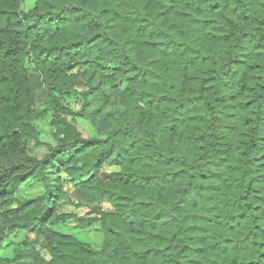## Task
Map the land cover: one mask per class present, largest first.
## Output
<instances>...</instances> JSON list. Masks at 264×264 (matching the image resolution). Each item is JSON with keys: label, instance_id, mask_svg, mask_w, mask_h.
<instances>
[{"label": "trees", "instance_id": "16d2710c", "mask_svg": "<svg viewBox=\"0 0 264 264\" xmlns=\"http://www.w3.org/2000/svg\"><path fill=\"white\" fill-rule=\"evenodd\" d=\"M0 264H264V0H0Z\"/></svg>", "mask_w": 264, "mask_h": 264}, {"label": "rangeland", "instance_id": "374dc122", "mask_svg": "<svg viewBox=\"0 0 264 264\" xmlns=\"http://www.w3.org/2000/svg\"><path fill=\"white\" fill-rule=\"evenodd\" d=\"M75 125L77 130L83 137L98 136L99 133L96 131L95 127L84 118H76ZM38 135L42 141L52 142L50 128L46 123L39 122L38 125ZM59 228L65 232L76 236L78 239L87 241L92 245L93 248L99 249L103 241V235L101 234L100 227L98 223H95L86 228H78L76 219H68L64 223L59 225ZM32 239L31 234L22 233L17 236L15 241L24 244L25 241H30Z\"/></svg>", "mask_w": 264, "mask_h": 264}]
</instances>
